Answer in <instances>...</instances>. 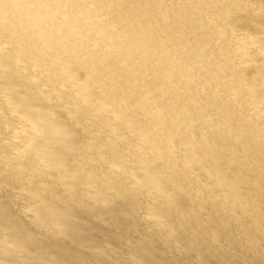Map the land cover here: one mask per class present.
I'll return each mask as SVG.
<instances>
[{
    "label": "rangeland",
    "instance_id": "rangeland-1",
    "mask_svg": "<svg viewBox=\"0 0 264 264\" xmlns=\"http://www.w3.org/2000/svg\"><path fill=\"white\" fill-rule=\"evenodd\" d=\"M167 1L172 9L169 11L174 13L180 12L181 3L189 6L190 13L194 11L196 19L191 16L189 29L193 38L203 43L202 63L193 71L202 74L199 88L203 94L199 92L198 97L186 99L180 117L162 118L163 132H169L167 139L171 141L174 137L171 132L180 137L186 135L182 142L176 139L178 146L191 152L189 157L195 159L191 158L189 165L179 157L183 171L163 166L162 170L172 180L168 182L173 184L171 194L163 182L162 189H158L155 185L160 181H155L154 190L125 174L126 165L132 162L131 153L145 150L141 157L143 160L149 157L148 150L136 140L142 132L140 128L147 125L136 108L126 103L125 108L118 110L111 106L101 109V103L96 105L76 91L79 86L70 72L62 63L53 64L51 57H41L39 61L35 56L29 65L23 61L16 68L6 66L4 58L10 59L20 39L15 31L0 28V264H264V193L258 190L254 193L256 207H245L235 201L232 205L231 192L220 196L213 190L210 182L213 166L209 167L221 160L220 163L226 161L225 165L232 168L233 179L240 173L237 178L245 179L238 183L239 193L253 186V190L258 186L264 188V99H258L264 91L244 81L238 71L242 66L248 67L246 61L251 66L255 59L259 65L264 62V38H258L259 29H250L243 23L230 26L235 17H248L243 8L232 14L220 4L214 12L206 1L201 5L196 4L197 0ZM176 1L178 7H174ZM18 2L30 4L36 11L46 10L40 0H2L0 7L9 13L19 7ZM247 3L259 5L261 10L253 8L252 13L264 18V0ZM200 10L205 12L203 17L198 13ZM207 10L210 14H206ZM166 16L165 13L160 18L163 21L159 22V30L175 37L177 44H184L181 33H175L184 32L187 25L169 23ZM198 18H203L201 23ZM217 19L218 26L214 23ZM196 30L201 32L197 34ZM207 32L217 36L218 44H212L210 38L208 41ZM209 45L214 49H208ZM93 60H88L87 67L83 65L85 75L91 71L98 75L102 71L101 64H94ZM169 70L159 72L158 77L166 80ZM90 75L88 80L96 79ZM256 79L257 83H264V79ZM160 89V93L175 90L173 86ZM221 105L225 112L219 114ZM52 129L61 133H48ZM243 132L249 135L251 132L255 141L248 143ZM158 141L157 136L156 154L167 158ZM168 145L169 148V142ZM36 148L47 152L49 162H54L52 167L40 160ZM52 151L62 158L53 160ZM230 158L234 162L229 163ZM64 164L73 174L65 180L61 179ZM251 177V182H247Z\"/></svg>",
    "mask_w": 264,
    "mask_h": 264
},
{
    "label": "bare ground",
    "instance_id": "bare-ground-1",
    "mask_svg": "<svg viewBox=\"0 0 264 264\" xmlns=\"http://www.w3.org/2000/svg\"><path fill=\"white\" fill-rule=\"evenodd\" d=\"M40 1L44 3L43 6L46 9L43 11L39 8L41 12H38L39 10L38 11L34 10L30 6V4L26 3V5H22L19 2H18L19 7L15 8V11L12 10V12L9 13L3 11V7H0V11H1L0 13H2L0 15V22H1L0 28L4 31L5 29H10L11 31L12 30L15 31L17 33L15 35H17L20 39V43H15V48L13 49L14 51L12 52L11 54L12 56L10 57V59H7L8 56L6 58H4L5 56L3 57L6 61L5 62L6 66L9 65L10 68L11 66L12 68L14 67L16 68L18 67L19 62L22 63L23 61H26L28 63L26 64L29 65L31 64L30 60H32L35 56H38L39 61H41V57L42 58L46 56L48 58L51 57L50 61L53 64L55 63V65H58V63L59 64L62 63L64 65V68H66L68 72H70L69 74L77 82V85L79 86L76 87V91L77 92L80 91L82 97L88 100H93L94 103H97L96 105H99L101 103V109L102 108L105 109L104 106L106 107L111 106L118 110L119 108L122 107L125 108L126 103L128 107L130 106L136 108L137 114L142 115L144 117V120L147 121V125L140 128L142 132H139L137 134L136 140L139 145L144 146L148 150L149 157L147 156V159L145 160H143V158L141 157V155L144 154L142 152H144L145 150L142 152L138 150L139 152H134L133 154L131 153L130 158H132L131 159L132 162L131 164H127V165L125 164L127 166V167L125 166L126 167L125 174L129 179L134 180L135 182H140L146 185H150L154 190H156L155 189L156 187L158 189H162L161 182H163L164 185L169 188L168 193L169 194L173 193L172 192L174 190V188L172 187L173 184L168 183L170 180L168 179L169 175L167 176L166 173L162 170L164 169L163 166L166 165L165 168H173L175 170L177 169V171H183L180 162L178 161V158L182 157L184 158V160H186L187 163H190L191 162L190 159L193 158V156L189 157L192 155L191 152L189 153L187 152V150L185 151V149L182 150V148L179 147L180 146L179 142H177V140L182 142L183 137L185 138L186 135L182 134L183 137H180L175 133L171 132L174 137L171 139V141L167 139L166 136L169 134V132L168 134L166 132H163V130H165L164 129L165 125L163 124L162 118L165 119L167 117L166 119H169V118L180 117L181 115L180 113L184 112L183 103H185V100L186 99L190 100L189 98L191 99L196 98L200 94H203L202 90H200L199 88V86L202 85V81H201L202 78L200 77L202 74H198L199 72H196L194 74L193 72L195 70L194 67L202 63L200 61H202V57H203L202 56L203 48H201L203 46L202 45L203 43L199 44V42L193 38L192 35L193 31L191 32V30L189 29L191 27V18L194 17L196 19V15L194 14V11L190 13L189 6H186V4L181 3V1L183 0H180L181 3L180 7H182V9L180 10L179 13L177 12L174 13L173 11H169L172 9L169 7L170 3L167 0L166 1L165 0H40ZM205 1L211 4L209 9H211L214 12L215 11L217 12V9H219V5L217 4L223 5L224 11L226 9L228 10V12H231L232 14L236 12L235 11L236 9L243 8L244 9L243 11L247 12L248 17L245 19H241V18L239 19V17H235L237 19L230 26L234 28L236 27L235 24L240 25L243 23L244 26L247 25L248 28L250 29H255V30L259 29L261 35H259L260 37L258 38L261 39L264 38V18L262 19L260 17H256L257 14L252 13L253 8L260 9L259 5L255 4L254 6L252 4H249L247 3V0H239L240 3H238L237 5L232 2L233 0H215L218 1V3H213L214 2L213 0H212L213 2H211L210 0H197L196 4L201 5V3L202 2L204 3ZM1 2L2 0H0V3ZM112 3H114L113 4L114 6L112 5ZM119 4L122 6L120 7ZM178 4L179 2H177V4H175L174 7L177 6ZM20 6L22 7L20 8ZM130 7L133 8L130 10ZM93 11L95 12L93 13ZM153 12H156V15L153 14ZM208 12L209 10H207L206 14H208ZM241 12H239V14ZM165 13L167 15L166 17L169 18L168 20L169 23L175 21V25L179 23L181 24L184 23V25L185 24L187 25L185 27L184 32L175 33V34L181 33L180 35L182 36L183 40L186 41L184 42V44L181 45L177 44L176 43L177 41L175 42L176 40L175 37H172L169 33L165 34L159 30L160 29L159 22L163 21V19L160 18H162V15H164ZM198 13L199 15L202 14L200 16L203 17V13L205 12L204 11L202 12V10H200ZM176 14H178L179 16H175ZM47 18H51V20H54V22L49 21V19ZM64 19L68 21L66 22V24H64L62 21H58ZM201 19L203 18L200 19L198 18L199 23H201L200 22ZM106 20L107 23H104L103 21ZM214 21H215L214 23L218 26L219 20L217 19ZM228 22H232V20ZM200 30L199 31L196 30L197 34L198 32H201ZM21 31H24V33H21ZM191 35L192 37H190ZM216 37L217 36L213 35V33L211 34L210 32H207L208 41L210 39L214 41L212 44H218L216 41ZM13 39H15V37L12 38V40ZM208 49H214V48L209 45ZM247 50L249 51L248 47L246 51ZM168 51L171 52V54ZM158 54L163 55V57L160 58ZM91 58L94 59L93 60L94 64L97 65L101 64L102 71H99L98 75L97 74L93 75L94 72L92 71L86 73V75L83 72L84 71L83 69L88 65H90L88 60L92 61ZM256 62H258L257 59H255V61L253 60L254 64L253 66H251L250 63L246 61L248 67L246 68L242 66L238 71L240 76L242 78L244 77L243 80L245 79L248 84L257 85L259 89L261 88L260 91H264V83L259 84L256 82L257 77L259 79L261 78L264 79V62L261 63L260 65ZM29 69H32V67ZM7 70L12 71L9 68ZM168 70H169L168 73L169 76L166 80H164V78L158 77L159 72L162 73ZM187 70H189L191 73L187 72ZM88 71L90 70H87V72ZM91 73L93 76H96V79H92V81L88 80L89 75ZM83 75H85V77ZM195 75H197V77L199 78L197 77L195 78L194 77ZM90 77L92 76L90 75ZM167 86H173L175 90L169 91L168 93L165 92L160 93V91H158V89H160L161 87L163 88L160 90L163 91L164 88H167ZM94 87H96V89ZM180 87H184L187 91L185 89L181 90ZM33 90L34 87L33 89H31V91ZM156 91H158V93ZM87 95L90 97L88 98ZM214 98H217L216 94ZM258 99L260 100L264 99V95L262 98L258 97ZM103 100H105V102H99ZM160 100L162 101L166 100L167 102L163 103ZM208 103L206 105H208ZM222 106L223 105L220 106L219 111L217 113L221 114L222 112H225V110L221 108ZM59 113L60 112H58V114ZM40 115L43 114L40 113ZM69 117L70 116H68V118ZM54 129L56 128L54 127ZM54 129L51 130L52 132H48V133H51L53 135L54 134L58 135L61 133V132L53 131ZM243 133L247 134L248 143L252 144L255 141V137L253 134H251V132L250 135L249 132H243ZM157 136L159 139L158 145L164 147L162 149L166 150L165 156H167L168 159L165 157L164 158L160 157L156 154V149L158 147L157 148L154 147L156 145L154 141L155 139L157 140ZM168 142L171 145L169 148H168L169 146ZM38 150L39 149L36 148L35 152L38 154V157L41 156L40 160L44 161V163L49 167L50 166L52 167L54 162L52 164L49 162L48 160L49 155L48 156L46 155L47 152L42 151L43 149L39 151ZM232 150L233 148H231L230 151ZM52 152L50 153L53 160L62 158L61 157L62 155L58 154L57 152L55 153V151ZM232 153L234 152L232 151ZM236 153H240V152H238L237 150ZM233 159L238 160L239 158L233 157ZM233 159H231L229 163L234 162ZM166 160L168 161V163ZM211 161L212 160H210V162ZM218 161L219 162L212 163L213 165L209 164V167L213 166V172L211 173L210 176V182L212 188H214L213 190L219 193L220 196H224L225 194L229 195V193L231 192L230 196L232 197L234 196V199H232L233 200L232 205L235 204L234 203L235 201V202H240V205H243L245 207L246 205L249 207L252 206L256 207L253 204V201H255L253 197L256 196V195L254 196V193L257 194V190L259 192L264 193V188H259L258 186V188L256 187L253 190L252 189L254 187L253 186L250 190L243 189L242 191L245 193H239L240 191L239 192L237 191L239 190L237 188V186H239L238 183L240 181L242 182V180H244L245 178L243 177L242 180L240 178H237L239 176L238 174L240 173H236L237 179L236 178L233 179V177L235 176H233L232 168H230L229 165H225L228 163L225 161L223 162L224 163L223 164L220 163L221 160ZM247 164L250 166L249 163ZM189 165H191V163ZM62 166L64 167L61 168V173L64 175L63 177H61V179L65 180L68 179L69 176L71 175L73 176V174L69 172L70 168L68 170V168L66 167V164ZM227 167H229L228 169L229 171L227 170ZM222 171H224V173L220 176V173H222ZM250 179H252V177L248 178L247 182H251ZM155 181H160V182L155 185L154 184ZM213 190L212 192H214ZM42 214L43 216L45 215L44 212ZM45 220L47 222L49 221L47 219Z\"/></svg>",
    "mask_w": 264,
    "mask_h": 264
}]
</instances>
